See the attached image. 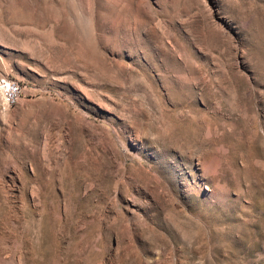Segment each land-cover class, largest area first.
<instances>
[{"label":"rangeland","instance_id":"rangeland-1","mask_svg":"<svg viewBox=\"0 0 264 264\" xmlns=\"http://www.w3.org/2000/svg\"><path fill=\"white\" fill-rule=\"evenodd\" d=\"M0 264H264V0H0Z\"/></svg>","mask_w":264,"mask_h":264},{"label":"built area","instance_id":"built-area-1","mask_svg":"<svg viewBox=\"0 0 264 264\" xmlns=\"http://www.w3.org/2000/svg\"><path fill=\"white\" fill-rule=\"evenodd\" d=\"M22 87L20 82L7 73H0V110L9 106V101L14 95H20Z\"/></svg>","mask_w":264,"mask_h":264},{"label":"bare ground","instance_id":"bare-ground-1","mask_svg":"<svg viewBox=\"0 0 264 264\" xmlns=\"http://www.w3.org/2000/svg\"><path fill=\"white\" fill-rule=\"evenodd\" d=\"M19 96H20V95H14V96H13V100H10V101H9V106L12 105L13 103H15V102L17 101V99H18Z\"/></svg>","mask_w":264,"mask_h":264}]
</instances>
